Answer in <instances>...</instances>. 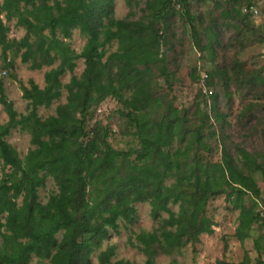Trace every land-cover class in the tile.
Returning a JSON list of instances; mask_svg holds the SVG:
<instances>
[{
  "label": "trees",
  "instance_id": "trees-1",
  "mask_svg": "<svg viewBox=\"0 0 264 264\" xmlns=\"http://www.w3.org/2000/svg\"><path fill=\"white\" fill-rule=\"evenodd\" d=\"M197 1H212L213 8L222 9L204 26L206 43L196 35L202 15L194 13L193 0H144L143 6L128 0L130 11L124 18L115 16V0H0L2 67L9 71L18 56L34 70L58 62L45 73L44 87L13 75L28 100L27 113L16 110L0 78V102L8 114L0 124V162L2 171L10 170L0 175V264H31L33 256L51 264H95L92 254L111 230L118 232L122 220H137L139 202L149 203L152 218L160 220L157 229L137 233V243L130 240L148 256L146 264H155L160 251H180L199 242L202 234H213L207 206L220 195L240 211L236 236L241 241L254 224L264 227V207L258 209L264 198L256 178L260 173L264 180V153L233 143L227 128L231 122L219 110L222 97L233 100L230 86L243 77V64L238 58L232 66L213 64L198 94L208 106L202 109L196 102L192 121L189 111L167 99L165 88L172 89L177 69H171L163 49L179 17L193 28L201 57L214 62L217 47H222L216 22L234 14L235 26L249 29L252 13L244 9L258 0ZM14 19L27 32L19 40L8 36ZM75 29L86 38L80 52L70 43ZM115 41L118 47L111 51ZM79 59L85 63L82 74L64 83L62 77L74 72ZM156 75L164 78L165 88L155 84ZM192 77L199 81L196 69ZM252 80L264 83V76L256 74ZM63 89L67 101L57 106L56 114L39 115V107L50 108ZM109 98L122 105L119 112L135 127L138 146L117 149L108 126L88 129L94 109ZM258 107L245 102L238 120L259 123ZM18 127L30 134L34 146L24 158L6 139ZM213 142L221 148L218 161L212 157ZM49 177L58 191L44 203L39 189ZM164 212L168 217H162ZM256 244L259 251L264 249ZM114 255L115 247L109 246L100 252L98 264H135L112 263Z\"/></svg>",
  "mask_w": 264,
  "mask_h": 264
},
{
  "label": "rangeland",
  "instance_id": "rangeland-1",
  "mask_svg": "<svg viewBox=\"0 0 264 264\" xmlns=\"http://www.w3.org/2000/svg\"><path fill=\"white\" fill-rule=\"evenodd\" d=\"M127 1L115 0V16L117 18L126 17L130 11ZM135 1L141 2L143 6L144 0H133L134 5ZM192 6L194 13L202 15V22L200 20L196 21V35L206 43L208 31H206L204 26L211 24L212 17L216 13L221 12L222 9L213 8L212 1L200 4L198 1L193 0ZM135 9L137 8L135 7ZM16 20L9 22L11 27L8 35L9 39L19 40L27 34L22 26L16 24ZM248 20L250 21V28L240 31V28L235 26L236 18H234V14L223 19L219 18L218 22H216L218 28L215 29L219 30L222 47H217L218 56L215 61L209 62L207 57L204 59L201 57L202 53L196 45L193 28L185 19L177 17L172 25L170 35L168 34V43L163 46L168 56L169 66L171 69H177V78L172 89L165 88L167 84L163 77L156 75L154 82L156 85L163 86L165 91L170 94L167 97L168 101L173 102L180 109L189 111L191 120L194 121L196 102L200 104L202 109L208 106L201 97H198L201 88L204 86L203 77L206 72L210 70L214 63L232 66L238 58L243 64V77L241 76V79L234 80V83L230 86V90L234 92L233 100L228 101L222 97L219 110L226 112L227 119L231 122V125L227 128L228 133L232 136L233 143L236 142L239 146H244L246 150L256 154L257 152L264 153V108H262L264 107V83L253 81L252 78L256 74L264 76V15L251 16ZM85 42L86 38L81 34L80 30L75 29L70 39L72 47L80 52ZM117 47L118 44L115 41L111 51H115ZM9 58H12V52H9ZM0 60L3 65L5 61L1 55ZM57 64L58 62L54 66ZM77 64L74 72H67L62 77L64 83H68L74 74L77 76L82 74L85 68L84 59H79ZM54 66H44L42 69L34 70L30 68V63L22 62L21 57L18 56L14 59V67L8 68V74H0L7 98L14 102L15 108L20 114L27 113L28 100L23 98L20 83L13 78V75L26 84L30 79H33L40 87H44L46 85L45 73ZM194 69L200 75L199 81L192 77ZM67 94V89H63L62 97L54 101L50 108L39 107V115L47 117L51 114H56L57 106L67 101ZM245 102H255L260 106L255 110L257 114H260L259 123H250L246 119L244 122L238 120L237 115ZM209 104H211V101H209ZM121 108L122 105L116 99H107L94 109L87 126L88 129L94 125L108 126L110 128L109 140L111 144L117 149L127 150L138 146V140L133 135V131H135L133 124L120 114L119 110ZM7 120L8 114L0 102V124L5 123ZM216 126L218 128V122H216ZM6 139L16 148L22 158L34 147L31 143L30 134L27 131H22L20 127L13 129ZM213 145L215 153L212 157L214 161H218L221 159V148H219L218 142H213ZM235 152L236 149H234L233 153L236 154ZM134 157L135 155L132 156V158ZM2 169V163L0 162V175L5 171H10L8 167L3 171ZM256 178L262 191L261 196L264 198V180L260 173L256 174ZM57 191L56 183L52 177H49L45 186L39 189V200L45 203L50 195ZM19 200L21 202L22 198ZM246 202L249 204L248 198ZM171 207L175 211L178 210V205H172ZM263 207L262 202H260L258 209L263 211ZM136 208L137 220L134 223L120 221L119 231L111 230L110 236L92 254V261L95 264L99 263L98 256L100 252L109 246L115 247V255L111 259L112 263L117 260H126L135 264H146L148 256L138 247L133 246L130 240L132 239L134 243H137L136 234L141 231L157 229L160 220L152 218L149 203H136ZM239 213V209L233 207L232 202L226 199L225 194L212 198L207 206V214L214 220V233L202 234L199 242L189 243L180 251L172 253L160 251L155 257V264H216L218 260L237 263L246 257L249 259V264H262L260 259L264 260V249L259 251L256 241L264 246V227L254 224L250 236L246 240L241 241L236 236L237 228L240 225ZM162 217H168V213L164 212ZM57 238H62V232L58 233ZM31 264L51 263L48 260H39L36 256H33Z\"/></svg>",
  "mask_w": 264,
  "mask_h": 264
},
{
  "label": "built area",
  "instance_id": "built-area-1",
  "mask_svg": "<svg viewBox=\"0 0 264 264\" xmlns=\"http://www.w3.org/2000/svg\"><path fill=\"white\" fill-rule=\"evenodd\" d=\"M244 11H250L253 17L258 14L264 15V0H258L256 5L251 6L249 9L245 8ZM2 66V63L0 62V74L7 75L8 70L4 69Z\"/></svg>",
  "mask_w": 264,
  "mask_h": 264
}]
</instances>
